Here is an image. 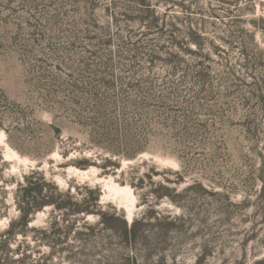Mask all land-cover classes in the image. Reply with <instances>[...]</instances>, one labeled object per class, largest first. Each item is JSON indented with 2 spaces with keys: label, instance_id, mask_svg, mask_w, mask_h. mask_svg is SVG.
Here are the masks:
<instances>
[{
  "label": "rangeland",
  "instance_id": "rangeland-1",
  "mask_svg": "<svg viewBox=\"0 0 264 264\" xmlns=\"http://www.w3.org/2000/svg\"><path fill=\"white\" fill-rule=\"evenodd\" d=\"M137 10L166 16L161 24L180 29L181 39L184 31L202 30L210 77L205 93L181 87L183 103L175 106L179 124L189 125L183 140L151 127L147 151L121 159L117 173L102 174L96 165L71 164L80 158L99 164L101 150L70 139L68 131L46 156L21 140L20 153L0 131V241L19 215L16 183L33 171L63 192L85 195L86 185L100 187L102 210L137 221V241L119 245L113 227L89 215L65 222L73 229L63 243H42L34 229L49 227L57 214L47 207L25 235L12 237L15 253L8 258L13 264H264V0H0V92L31 107L22 127L36 130L30 137L41 142L42 131L30 122L51 120L42 96L55 90L64 98L68 84L90 76L84 64L94 69L109 58L121 75L118 67L129 62H120V44L148 31ZM141 42L156 50L166 41L153 35ZM184 48L181 57L195 65L196 45ZM127 76L161 83L167 71L159 66Z\"/></svg>",
  "mask_w": 264,
  "mask_h": 264
},
{
  "label": "trees",
  "instance_id": "trees-1",
  "mask_svg": "<svg viewBox=\"0 0 264 264\" xmlns=\"http://www.w3.org/2000/svg\"><path fill=\"white\" fill-rule=\"evenodd\" d=\"M137 13V20L142 24L146 23L148 31L145 34L135 32L120 44L118 58L120 62L127 59L129 62L127 65L121 63L118 67L122 70L121 75H115L113 70L116 65L109 58L94 69L91 65L84 64L82 70L90 76L68 84L65 90L60 89L65 94L64 98H60L55 90L42 96L41 106L50 114L51 120L45 122L32 118L30 122L36 123L38 130L42 131L41 142L30 137L36 130L29 131L30 129L22 127L28 121L26 112L31 107H26L18 97L11 99L6 91L0 92V131L5 132L7 141L13 148L23 153L24 150L17 143L21 140L24 141L21 143L35 146L38 151H42V156H46L55 151V140L68 131L70 139H83L84 145L101 150V154L97 156L101 160L99 164L87 158L73 160L71 164L82 170L96 165L102 170V174H115L121 168V159L133 160L148 150L146 144L152 131L149 128L173 132L176 139L183 140L189 125L187 122L179 124L175 106L183 103L181 87L189 85L191 89L197 87L200 93H205L210 77L205 64L208 58L204 54L205 39L202 30L184 31L185 36L181 39L180 29L161 24L166 16L161 17L155 10H137ZM153 35H157L159 40L164 39L165 45L156 46V50L148 49L149 45L141 42V36L150 38ZM191 43L197 48L192 52L199 59L195 65L188 64L181 57L188 53L184 45ZM103 44L111 45L109 41ZM173 48L179 52H172ZM126 52H132L131 58L124 56ZM159 66L167 71V78L161 83L150 78L134 83L127 76L141 70L152 72ZM29 86L39 87L31 82ZM180 126L183 127L182 132L177 134ZM62 155L67 157L69 151ZM84 188L87 191L85 195L72 193L71 189L63 192L55 182L39 171H33L24 176L22 181H18L14 199L19 215L1 235L0 264H13L8 258L10 253H15L11 248L12 237L18 233L25 235L32 217L47 207L53 208L57 214L52 217L49 227L34 229L42 234V243H63L61 239H67L73 229L70 222L68 225L65 222L71 216L85 220L89 215L98 216L107 228L113 227L112 231L119 235V245L128 247L135 243L137 221L130 224L125 214L115 208L111 212L102 210L100 187L86 185Z\"/></svg>",
  "mask_w": 264,
  "mask_h": 264
}]
</instances>
